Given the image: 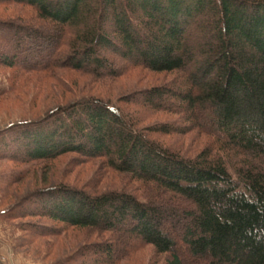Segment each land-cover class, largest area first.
Returning a JSON list of instances; mask_svg holds the SVG:
<instances>
[{"label":"trees","instance_id":"1","mask_svg":"<svg viewBox=\"0 0 264 264\" xmlns=\"http://www.w3.org/2000/svg\"><path fill=\"white\" fill-rule=\"evenodd\" d=\"M1 1L31 6L48 22L0 23V64L18 73L57 67L115 78L121 60L182 74L124 97L179 123L142 127L137 114L88 96L2 129L0 160L28 170L74 153L136 184L90 193L59 182L21 198V214L112 233L88 251L96 264L145 247L155 256L148 264H264V0ZM44 53L41 65L16 66ZM191 130L214 139L194 156L148 135Z\"/></svg>","mask_w":264,"mask_h":264},{"label":"rangeland","instance_id":"2","mask_svg":"<svg viewBox=\"0 0 264 264\" xmlns=\"http://www.w3.org/2000/svg\"><path fill=\"white\" fill-rule=\"evenodd\" d=\"M0 23L43 29L48 22L37 18L31 6L0 0ZM47 58L48 53H44L28 60L20 59L16 66L23 67L25 62L34 61L41 65ZM13 68L0 64V92H4L0 96V131L14 122L43 118L58 105L88 96L103 98L137 114L142 127L181 121L175 113L146 109L132 101L124 102V97L128 98L152 86L177 83L182 75L179 71L152 72L121 60L117 61L115 67L121 73L115 78L102 79L71 68L56 67L50 74L32 72L27 75ZM148 135L188 156L199 153L214 140L197 130L182 136L151 132ZM33 165L27 170L28 165L0 160V211L9 209L14 214L6 219L0 213L1 261L4 264H96L98 254L88 251L95 242L108 241L112 233L92 228L64 227L45 217L21 214L27 205L21 207L18 201L37 189L59 182L90 193L112 189L130 190L136 184L127 176L106 168L101 159H87L74 153L63 154L47 165ZM34 225L57 232L39 235ZM82 253L89 255L84 258ZM150 257L155 256L150 247H145L120 258L116 264H148Z\"/></svg>","mask_w":264,"mask_h":264}]
</instances>
